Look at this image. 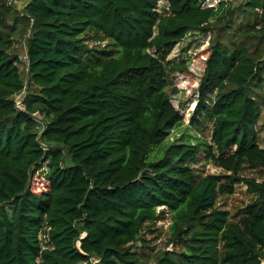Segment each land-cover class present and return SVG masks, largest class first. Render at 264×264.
<instances>
[{
	"label": "trees",
	"instance_id": "16d2710c",
	"mask_svg": "<svg viewBox=\"0 0 264 264\" xmlns=\"http://www.w3.org/2000/svg\"><path fill=\"white\" fill-rule=\"evenodd\" d=\"M165 1L0 0V264H147L137 242L163 210L180 249L154 264H264V179L241 174L264 170V0ZM193 35L208 44L191 122L209 142L170 137L168 77L187 67L167 56ZM201 156L224 172L198 173ZM237 184L252 199L231 220L216 199Z\"/></svg>",
	"mask_w": 264,
	"mask_h": 264
},
{
	"label": "rangeland",
	"instance_id": "374dc122",
	"mask_svg": "<svg viewBox=\"0 0 264 264\" xmlns=\"http://www.w3.org/2000/svg\"><path fill=\"white\" fill-rule=\"evenodd\" d=\"M212 1L213 0H210V2ZM237 2L238 1L236 0L235 4H237ZM165 9L166 1L159 0L158 11L162 13L165 11ZM234 17L235 19H240L237 14H235ZM232 25H234V23ZM24 32L25 30L22 29L18 34L15 35L17 38V41L15 42V50L19 54L20 58L24 56L25 51ZM213 33H215V31ZM106 41V39L99 40V43L104 44ZM207 44V36L193 35L191 37L185 38L179 44L175 45V47L167 56L168 59L175 62L184 61L183 63H185L187 67L186 71L171 72L168 77V94L170 95L172 104L179 110V113L182 116L180 124L175 126L172 130L170 134L171 138L180 137L181 135L184 137L188 133H194L199 137H203L206 141H210V122L205 121L204 119H201L200 122L195 124L191 122L197 98L196 90L199 83V78L203 72L204 59L207 55ZM19 66L21 73L24 75L25 66L22 60ZM261 91V112L260 117L255 124V130L256 142L260 146L264 147V80L261 84ZM194 167L200 174H217L224 172L218 163L211 159H206L204 156H201ZM46 169V166H43L42 172H37L34 174L31 181V186L34 190L40 191L41 189H45L46 182L44 174ZM241 174L255 177L258 180L264 179V170L260 168L244 166ZM251 199L252 195L245 190L244 185L237 184L233 193L227 195L219 194L216 199V205L221 209L228 210L229 218L231 220H235L236 218L234 217V213L236 209L244 206ZM169 224V213L165 210L160 213L159 218L155 221L145 223L141 232L142 239L138 240L136 251L140 255L141 259L147 260V264H154L155 256L162 253L163 251L180 249V246L168 241Z\"/></svg>",
	"mask_w": 264,
	"mask_h": 264
},
{
	"label": "built area",
	"instance_id": "2783aa9c",
	"mask_svg": "<svg viewBox=\"0 0 264 264\" xmlns=\"http://www.w3.org/2000/svg\"><path fill=\"white\" fill-rule=\"evenodd\" d=\"M216 3V0H213L212 2H210V0H204L203 3H202V6H212ZM22 98V93L16 95V98H15V102H16V105L18 107H21V100L20 99Z\"/></svg>",
	"mask_w": 264,
	"mask_h": 264
}]
</instances>
